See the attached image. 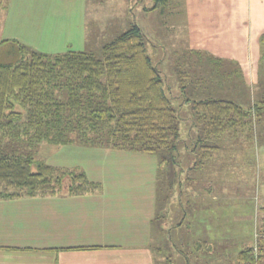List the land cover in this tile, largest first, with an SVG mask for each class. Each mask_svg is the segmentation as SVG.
I'll return each instance as SVG.
<instances>
[{
  "label": "crops",
  "instance_id": "1",
  "mask_svg": "<svg viewBox=\"0 0 264 264\" xmlns=\"http://www.w3.org/2000/svg\"><path fill=\"white\" fill-rule=\"evenodd\" d=\"M171 3L155 1L142 11L174 15L177 0ZM89 5L11 0L7 9L0 6V40L17 39L45 52L84 50L95 35ZM179 76L190 100L212 97L194 92L188 71ZM189 131H199L200 139L188 136L173 157L88 144L61 145L41 156L50 165L85 172L100 186L80 194L0 198V264H185L176 246L206 242V230L214 223L226 226L229 215L207 172L222 156L220 141L195 125Z\"/></svg>",
  "mask_w": 264,
  "mask_h": 264
},
{
  "label": "trees",
  "instance_id": "2",
  "mask_svg": "<svg viewBox=\"0 0 264 264\" xmlns=\"http://www.w3.org/2000/svg\"><path fill=\"white\" fill-rule=\"evenodd\" d=\"M8 1L0 0V6L7 9ZM7 45L14 46L17 59H0V198L46 197L62 190L80 194L100 186L85 172L38 157L33 148L40 143L76 142L173 157L188 141L194 120L181 138L185 118L178 115L137 22L103 46V58L93 51L45 52L17 39L0 40V49ZM186 98L209 138L264 115V97L250 110L228 99ZM202 243L207 253L211 245ZM255 249H242L239 264H261L264 253L258 256Z\"/></svg>",
  "mask_w": 264,
  "mask_h": 264
},
{
  "label": "rangeland",
  "instance_id": "3",
  "mask_svg": "<svg viewBox=\"0 0 264 264\" xmlns=\"http://www.w3.org/2000/svg\"><path fill=\"white\" fill-rule=\"evenodd\" d=\"M88 1L95 35L88 37L91 40L84 50L103 58L106 43L134 22L140 24L148 54L162 72L178 115L185 118L181 138L188 135L190 118L192 126L201 127L192 103L180 94L181 72L190 73L188 81L195 93L228 99L247 110L264 97V0H177L174 15L164 13L158 18L152 14L157 11H142V5L154 4V0ZM173 9L171 3L169 10ZM162 55L165 58L161 59ZM0 59L15 61L14 46L1 48ZM249 123L238 128V134L228 131L224 140L217 139L222 135L214 138L220 141L223 150L218 152L222 156L212 161L207 172L214 180V196L223 197V210H229V215L226 226L214 223L206 230L204 240L211 245L207 253L199 239L176 246L179 252H187L190 264H239V253L245 247H256L258 256L264 253V115H252ZM190 135L196 139L201 136L199 131ZM59 146L40 143L33 150L41 157ZM261 261L264 264V256Z\"/></svg>",
  "mask_w": 264,
  "mask_h": 264
}]
</instances>
